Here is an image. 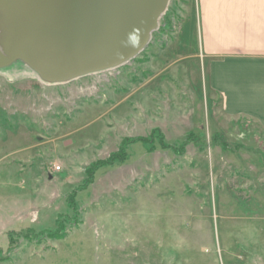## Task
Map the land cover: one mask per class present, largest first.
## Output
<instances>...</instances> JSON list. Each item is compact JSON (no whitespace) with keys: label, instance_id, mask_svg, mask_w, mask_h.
Instances as JSON below:
<instances>
[{"label":"rangeland","instance_id":"374dc122","mask_svg":"<svg viewBox=\"0 0 264 264\" xmlns=\"http://www.w3.org/2000/svg\"><path fill=\"white\" fill-rule=\"evenodd\" d=\"M202 34L196 0H169L118 68H0V264H264V125L245 59L228 108Z\"/></svg>","mask_w":264,"mask_h":264},{"label":"water","instance_id":"95a60500","mask_svg":"<svg viewBox=\"0 0 264 264\" xmlns=\"http://www.w3.org/2000/svg\"><path fill=\"white\" fill-rule=\"evenodd\" d=\"M169 0H0V68L50 84L118 68L148 45Z\"/></svg>","mask_w":264,"mask_h":264},{"label":"crops","instance_id":"0c3cea01","mask_svg":"<svg viewBox=\"0 0 264 264\" xmlns=\"http://www.w3.org/2000/svg\"><path fill=\"white\" fill-rule=\"evenodd\" d=\"M203 29V55L212 62V83L226 94V106L236 105L231 98L236 81L231 77V58H244V111L264 125V0H196ZM223 67L216 80L214 68ZM239 71V70H237ZM237 71H232L236 75ZM233 79V81H232ZM225 100V101H226ZM232 100V101H231ZM236 112V109L234 110Z\"/></svg>","mask_w":264,"mask_h":264},{"label":"trees","instance_id":"16d2710c","mask_svg":"<svg viewBox=\"0 0 264 264\" xmlns=\"http://www.w3.org/2000/svg\"><path fill=\"white\" fill-rule=\"evenodd\" d=\"M125 144H127V142H125L124 145H125ZM121 157H122V155H121L120 153H117V154L113 157V159H116V160L119 159V160H120Z\"/></svg>","mask_w":264,"mask_h":264}]
</instances>
